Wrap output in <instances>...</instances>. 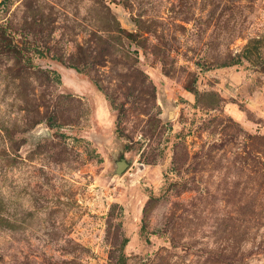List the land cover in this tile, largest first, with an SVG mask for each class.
<instances>
[{"label":"rangeland","instance_id":"rangeland-1","mask_svg":"<svg viewBox=\"0 0 264 264\" xmlns=\"http://www.w3.org/2000/svg\"><path fill=\"white\" fill-rule=\"evenodd\" d=\"M263 37L264 0H0V264H264V63L223 66Z\"/></svg>","mask_w":264,"mask_h":264},{"label":"trees","instance_id":"trees-1","mask_svg":"<svg viewBox=\"0 0 264 264\" xmlns=\"http://www.w3.org/2000/svg\"><path fill=\"white\" fill-rule=\"evenodd\" d=\"M245 62L253 64L254 66L264 63V37L250 39L241 53L233 57L229 63L223 66L243 65ZM194 94L196 95V92ZM127 243L128 241L125 239L121 246V254L117 264H128L127 257L124 253Z\"/></svg>","mask_w":264,"mask_h":264},{"label":"water","instance_id":"water-1","mask_svg":"<svg viewBox=\"0 0 264 264\" xmlns=\"http://www.w3.org/2000/svg\"><path fill=\"white\" fill-rule=\"evenodd\" d=\"M174 117V111L173 110H169L168 113L166 114V118L170 119ZM129 164L128 162H126L125 160H123L120 163H116V170L115 172L119 175H121L127 168H128Z\"/></svg>","mask_w":264,"mask_h":264},{"label":"flooded vegetation","instance_id":"flooded-vegetation-1","mask_svg":"<svg viewBox=\"0 0 264 264\" xmlns=\"http://www.w3.org/2000/svg\"><path fill=\"white\" fill-rule=\"evenodd\" d=\"M123 161V159H121L120 161H118L117 163H120V162H122Z\"/></svg>","mask_w":264,"mask_h":264}]
</instances>
